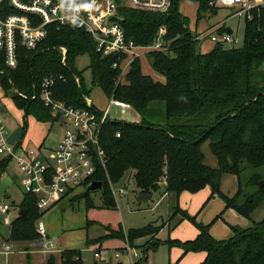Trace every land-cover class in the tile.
Instances as JSON below:
<instances>
[{"label": "trees", "instance_id": "obj_1", "mask_svg": "<svg viewBox=\"0 0 264 264\" xmlns=\"http://www.w3.org/2000/svg\"><path fill=\"white\" fill-rule=\"evenodd\" d=\"M183 1L199 2V21L207 13H218L219 8L211 7L209 0H172V6L165 12L133 9L126 6L125 0H118V13L123 18L121 23L126 36L137 45L152 44L160 27L166 26L168 48L148 53L153 69L164 80L145 74L141 59L135 58L125 82H119L121 69L113 65L124 55L99 52L93 36L82 28L75 25L58 28L52 24L48 36L35 49H28L22 37H18L16 67L7 66L5 53L0 50V82L6 94L12 91L15 105L23 109L26 116L33 114L41 121H58L44 105L41 82L50 74L64 75L65 79L56 81L55 97L74 106H86L84 96L90 89L77 68L76 59L90 55L92 86L101 87L109 98L129 104L141 118L135 122L109 118L103 124L100 143L108 161L106 167L98 163L93 176L103 183L102 207L117 208L109 178L113 183H120L130 171L129 179L141 192L179 196L183 191L198 192L210 186L212 196H221L227 208L251 218L264 202V186H259L240 202L237 198L241 196V181L233 197L222 191L221 183L225 174L240 178L246 169L264 165V7L254 9L252 19L245 18L241 45L218 42L212 50L203 52L201 39L197 37L209 27L199 29V21L193 27L190 17L181 11ZM229 30L226 23L219 29L220 32ZM61 47L66 48L65 54ZM17 90L25 96L19 95ZM160 109L164 122L156 116ZM23 122L26 132L27 123ZM206 143L217 159L216 167L206 161L203 151ZM10 159H0V179ZM259 179V175H255L250 185L257 184ZM80 198H86L87 207H95L86 194L71 197V205ZM21 210L26 211V217L21 215ZM45 213L38 207V196L26 192L19 214L12 219L10 227L7 225V240L38 242L37 223ZM178 213L192 221L199 234L188 241L171 239L170 246L182 247L184 254L205 251L207 256L201 264H264V218L253 221L248 228L231 226L234 235L219 240L211 234V224L199 223L195 216L179 207L173 216ZM91 224L89 221L87 227ZM159 231L160 227L151 223L132 228L127 235L135 245L137 239L154 236ZM113 233L109 230L107 235L87 242L102 243ZM121 238L125 239V234ZM158 244L157 238L152 246L149 243L138 246L145 254L143 260L147 261L149 251ZM62 254L61 264H85L81 251L69 249ZM44 264H58L56 253L49 254Z\"/></svg>", "mask_w": 264, "mask_h": 264}, {"label": "built area", "instance_id": "obj_2", "mask_svg": "<svg viewBox=\"0 0 264 264\" xmlns=\"http://www.w3.org/2000/svg\"><path fill=\"white\" fill-rule=\"evenodd\" d=\"M86 4L88 7H84ZM125 4L137 10L165 12L172 6V0H125ZM209 5L218 8H234V16L252 19V11L261 6L264 7V0H209ZM118 7V0H0V50L5 53L7 66L14 68L19 63V36L22 37L28 49H35L48 36L49 26L52 24L57 25L58 28L66 25L82 28L93 36L99 52L105 55L112 53L124 55L122 60L119 58L120 61L113 65L121 69V78L128 73L135 58H141L151 51L168 48L165 40L167 34L165 25L160 27L152 44L137 45L133 40H128ZM11 9L14 11L11 12ZM224 24L223 22L209 30L212 41L237 45L238 39L233 33L219 31ZM206 33L208 31L201 33L197 38L202 39ZM62 50L65 54L66 48L62 47ZM63 63H65V58H63ZM57 79H65V76L62 74L45 76L41 82V95L44 105L51 109L58 117L57 122L64 127L63 137L54 150V154L51 155L59 167L51 162H41L33 149L19 145L20 142L15 145L10 144L8 138L11 130L0 115V154L4 158L16 160L23 172L24 190L38 196V207L41 212H47L59 205L65 198L70 199L78 191L86 190L95 181L93 176L97 171V164L100 163L106 167L108 161L106 151L101 146L100 137L103 124L112 118L110 109L114 105L124 109L130 107L125 102L111 98L107 107L101 110L93 104L89 96H84L86 106L68 104L55 97L54 86ZM35 97L36 95L33 96ZM120 135L118 133V136ZM109 181L115 198L118 194L127 193L125 183H113L110 178ZM50 189L54 192L49 193ZM10 211L9 204L0 203V214L6 215L4 223L8 226L12 221ZM37 232L40 239L34 242L33 246H37L38 251L46 257L51 253L62 252L50 239L43 217L38 220ZM91 249L97 260L112 264L110 259L103 257L99 248ZM2 252L9 257L16 252L14 244L4 242ZM113 256L117 260L126 256L130 264H147L143 260L145 254L142 249L131 244L127 233L125 234V245L113 251Z\"/></svg>", "mask_w": 264, "mask_h": 264}, {"label": "rangeland", "instance_id": "obj_3", "mask_svg": "<svg viewBox=\"0 0 264 264\" xmlns=\"http://www.w3.org/2000/svg\"><path fill=\"white\" fill-rule=\"evenodd\" d=\"M181 11L190 17L192 21L193 27L197 25L198 20V11L200 8V4L197 1H183L181 3ZM235 10L230 7H220L218 9V13L216 15L207 13L206 17L203 20H200L198 23L199 29H207L204 32L206 36L201 39V49L203 52L212 50L215 47V43L212 41L210 29L214 26L226 23V26L233 31L234 37H237L238 44L241 45L244 39V31H245V19L239 16H234ZM62 48V47H61ZM140 51H144L140 49ZM143 72L149 75H152L155 79H158V75L153 69L148 54L143 55L141 58ZM76 65L78 70L82 71L83 76L85 78V83L87 88L90 89V93L86 96H89L93 101L94 105L100 109H104L110 99L105 91L101 87L92 86V71H91V57L88 54L77 57ZM121 75L118 78L119 82H125V77L121 78ZM1 84V82H0ZM2 86V85H1ZM3 88V87H2ZM4 90V89H3ZM0 88V94H1ZM19 92V90H17ZM3 93V91H2ZM3 94V98L0 96V115L5 119V122L9 125L11 131L13 128L22 121H25L30 129V132L26 133L25 137L22 138L21 141L27 142L29 148H35L33 151L37 154L39 160L43 163L51 162L54 166L59 167L55 163V161L51 158V155L54 154V150L57 148L60 143L64 127L61 123L57 121H41L35 115L30 114L28 116L25 115L23 109L18 108L13 101V93ZM23 94V93H21ZM24 95V94H23ZM25 96V95H24ZM127 111V114H124ZM110 116L116 119H123L130 122L140 121L139 116L135 110L130 106L127 108L118 107L116 105L112 106L110 109ZM157 118L160 119L161 122H164L165 116L161 112V109L157 113ZM28 129V130H29ZM20 141V142H21ZM22 144V143H21ZM39 144H41V148L39 149ZM203 151L207 156V163L213 167H216V157L211 152L208 144L203 145ZM19 152L21 150L19 149ZM3 155L0 154V158ZM255 175H259L260 179L257 181V184L250 185V180ZM130 171H127L122 178V181L119 184L127 183V193L126 194H118L116 196V200L118 206L116 209H108L102 207L101 201V193L100 191H93L89 194V197L94 201L95 207L89 208L86 204V198H80L74 201V204L68 206L67 208H60L59 205L48 210L43 216V220L47 225V229L49 231L50 238L58 243V248L63 250H81L84 255L87 256L88 261L82 260L85 264H92L94 261V253L92 251H87L88 245L87 240L89 238L98 237L103 235L104 233H109V230L113 231L111 238L106 239L107 242L113 238H121L124 234H126L131 228H140L149 225L152 220H156V218H160L161 215L167 216V201L163 199L162 204L156 209L151 210L152 207L158 199L161 198L159 193L154 194L153 200L149 202H141L139 203L137 200L136 192H138L137 187L131 182ZM241 181V196L237 199L241 202L244 201L251 192L256 191L259 188L260 181H264V165L261 167H251L248 168L242 173L240 177ZM264 186V185H263ZM231 188V187H229ZM232 190V189H229ZM54 190L50 189L49 193H53ZM141 192V191H140ZM85 195V190L78 191L75 195ZM236 195V194H235ZM0 196L4 203H7L11 206V214L10 218L14 219L20 212V205L26 199V191L23 187V172L18 166L16 160L10 159L8 167L6 171L3 173L0 179ZM70 200V199H69ZM177 209V206L174 207V213ZM180 209V208H179ZM181 216V213H178ZM253 217L257 220H261L264 218V202L252 213ZM6 215L1 214L0 218L2 223L0 224V242L3 238L9 237V227L3 223ZM88 221H91L92 224L87 227ZM113 227H119V229H113ZM159 227V226H158ZM61 230L56 233V230ZM53 231V233H52ZM51 233V234H50ZM56 233V236H55ZM119 233V234H118ZM124 233V234H123ZM156 233L152 240L146 241V243L152 244L157 240ZM103 237V236H102ZM101 238V237H99ZM91 239V240H97ZM139 240V241H138ZM137 243H145L146 239H138ZM9 241V240H8ZM6 241V242H8ZM167 236L166 233L159 235V244L156 248L151 249L148 253L147 263L148 264H171L170 262V249L167 245ZM11 242V241H9ZM23 243L24 245L28 244L27 241H18V243ZM104 242V241H103ZM102 242V243H103ZM154 242V243H153ZM34 243V242H33ZM33 243L31 242L30 247L34 248ZM94 242H91V244ZM96 243V244H102ZM145 243V244H146ZM136 245V243H135ZM144 245V244H143ZM96 246V245H89ZM16 253V252H15ZM65 253V252H64ZM63 253V254H64ZM102 255L104 258H109L113 255V250L109 251L106 249H102ZM14 254V253H13ZM11 254V255H13ZM62 252H57V263L61 264L64 261ZM9 255V257L11 256ZM48 257H45L44 264L47 261ZM125 264H128L127 258L123 259ZM6 258L4 255H0V264H5ZM105 264V262H101ZM114 263L116 261L114 260Z\"/></svg>", "mask_w": 264, "mask_h": 264}, {"label": "crops", "instance_id": "obj_4", "mask_svg": "<svg viewBox=\"0 0 264 264\" xmlns=\"http://www.w3.org/2000/svg\"><path fill=\"white\" fill-rule=\"evenodd\" d=\"M157 80H164V79L161 76L160 77L158 76ZM0 88L3 91V93L1 91L0 96L3 98V94H5L6 92L3 90L1 84H0ZM124 114H127V111H125ZM140 119L141 118L139 116V120ZM23 123L24 122L21 121L19 125L13 128L11 132H13L19 126L23 127ZM28 129H29V126L27 124V130L24 133L23 138L25 137L26 133L30 132V129L29 130ZM21 143L22 145L29 148V146H27L28 145L27 142L21 141ZM39 146L41 147V144H39ZM31 149H34V148H31ZM3 158L4 157L0 159H3ZM215 166H217V159H216ZM221 188H222V191L226 195L233 197L235 194L238 193L240 189L239 176L234 175V174H225L222 178ZM229 189H232V190H229ZM140 193L141 192L138 189V192H136L137 200H138V195ZM212 193H213L212 188L210 186H207L199 190L198 192L183 191L179 196L176 195L175 193H170L167 195L165 194L164 196H161V198L158 199V201L152 207H150L151 210H156L162 204L163 199H165L168 202L167 209H166L167 216L165 217L164 215H161L160 218L158 219L156 218V220L154 219L152 220L153 222H151L156 227L158 226L160 227V231L156 235V238L159 239V235L163 233H166L168 241L171 239L180 240V241H188V240H193L198 236L199 229L192 221H190L189 219L182 218V215L180 216L179 214L176 216H173L174 214L173 209L176 206L186 211L191 216H195L199 223H203L205 225L211 224L210 232L216 239H219V240L229 239L234 235V232L231 226H240V227L248 228L252 225L253 221H260V220L255 219L253 216H251V218H247L246 216L240 214L234 208H227L225 200L218 194H215L214 196H212ZM152 194L154 198L155 193H152ZM108 225H110L113 229H119L118 226L113 227L111 224H108ZM60 231L61 230L58 229L56 230V233L59 234ZM56 233H55V236H56ZM107 234L104 233L103 235H100L98 237H93V238L88 237V239H96V238L105 236ZM139 239H146L145 240V243H146V241L150 240L151 237H143ZM51 240L54 243L55 247L59 249L58 243L56 242V240L55 241L53 239ZM6 241L8 240L6 238H3L2 241L0 242V255L5 256L6 258L5 264H42L45 261L46 256L40 251H38L39 249L37 246L32 248L30 247V245L28 244L24 245L23 243L21 244L20 242L19 243L11 242L14 244L16 253L11 255L10 257H7L2 252L3 243ZM105 241L102 244H89V245H96V246L89 247L88 245L87 251H92L94 253V251L91 248H99L101 252H102V249H106L109 251L111 250L115 251V250L121 249L125 245V239H122V238H113V239L108 240L107 242ZM168 241H167V245L169 246V249H170L171 264H201L206 259L207 253L205 251H195V252H189L187 254H184V250L182 247L170 246L168 244ZM145 243L140 244L136 242V246H139V245L142 246ZM81 256L83 257V260L85 262L88 261L87 256L84 255L82 251H81ZM124 258H127V257L123 256L121 259L117 260L116 258H114L113 255H111L107 259H110L112 264H119L120 262L125 264V261L123 260ZM114 260L116 261V263H114ZM127 261H128V264H130V261L128 260V258H127ZM95 263L102 264L94 256V261L92 264H95Z\"/></svg>", "mask_w": 264, "mask_h": 264}, {"label": "water", "instance_id": "obj_5", "mask_svg": "<svg viewBox=\"0 0 264 264\" xmlns=\"http://www.w3.org/2000/svg\"><path fill=\"white\" fill-rule=\"evenodd\" d=\"M229 33H233V31L230 29ZM24 128L22 126L17 127L11 134L9 135L8 141L10 144L15 145L16 143L20 142L24 136ZM264 181H260V186L263 187ZM103 189V183L101 181H93L85 190V194H89L93 191H101ZM153 199L152 193L147 192H141L138 195V202H149ZM70 206V200L69 198H65L60 204V208H67ZM21 215L26 217V211L21 210ZM119 264H123L120 262Z\"/></svg>", "mask_w": 264, "mask_h": 264}, {"label": "clouds", "instance_id": "obj_6", "mask_svg": "<svg viewBox=\"0 0 264 264\" xmlns=\"http://www.w3.org/2000/svg\"><path fill=\"white\" fill-rule=\"evenodd\" d=\"M84 7H88V5L86 4V5H84Z\"/></svg>", "mask_w": 264, "mask_h": 264}]
</instances>
